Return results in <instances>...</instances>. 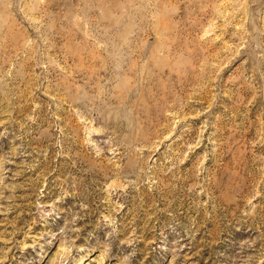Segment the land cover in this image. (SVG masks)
Instances as JSON below:
<instances>
[{
	"label": "rangeland",
	"instance_id": "rangeland-1",
	"mask_svg": "<svg viewBox=\"0 0 264 264\" xmlns=\"http://www.w3.org/2000/svg\"><path fill=\"white\" fill-rule=\"evenodd\" d=\"M0 264H264V0H0Z\"/></svg>",
	"mask_w": 264,
	"mask_h": 264
}]
</instances>
